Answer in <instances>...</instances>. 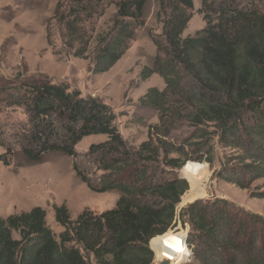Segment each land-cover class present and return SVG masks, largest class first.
Here are the masks:
<instances>
[{
  "label": "trees",
  "instance_id": "trees-1",
  "mask_svg": "<svg viewBox=\"0 0 264 264\" xmlns=\"http://www.w3.org/2000/svg\"><path fill=\"white\" fill-rule=\"evenodd\" d=\"M147 0H59L55 21L67 54L89 61L92 76L108 72L144 26ZM161 35L139 77L158 75L164 89L149 88L141 108L158 113L147 139L134 147L115 126L111 108L79 91L43 79L0 90V111L20 108L27 117L11 146L0 127L4 166L38 165L49 154L73 159L75 177L94 193L116 192L115 207L100 214L83 210L72 220L66 206L54 207L56 236L45 212L34 207L0 217V264H153L151 240L178 223L188 225L183 264H264V218L224 199L197 200L179 212L189 184L179 170L187 162L213 165L214 139L238 151L221 162L217 179L249 192L264 180V0H200L205 26L182 37L192 0H156ZM114 14L106 30L97 28L106 5ZM47 42L49 43L48 26ZM212 128L213 132H208ZM190 131L191 154L172 143L175 132ZM106 140L86 154L89 172L75 163V147L85 137ZM99 173V175H97ZM182 264V263H181Z\"/></svg>",
  "mask_w": 264,
  "mask_h": 264
},
{
  "label": "rangeland",
  "instance_id": "rangeland-1",
  "mask_svg": "<svg viewBox=\"0 0 264 264\" xmlns=\"http://www.w3.org/2000/svg\"><path fill=\"white\" fill-rule=\"evenodd\" d=\"M58 1L0 0V90L19 84L24 79H43L55 85H64L69 91H79L84 98H95L108 105L115 115V126L122 139L131 146H139L147 139L149 127L158 123V113L149 108H141L139 99L149 88L164 89L163 81L158 75H152L146 81H141L139 77L143 68L151 66L156 54L150 36L161 35V23L156 18V0H147L144 26L137 31L122 58L108 72L96 76L88 73V60L69 56L62 47L57 25L51 20ZM192 2L191 19L182 33L183 38L194 36L205 26L203 15L198 12L200 0ZM114 12L113 5H106L104 15L98 21L99 30L107 29ZM47 26L50 45L47 42ZM26 123L27 117L20 108L0 111L3 137L11 146ZM212 130L208 128V132H213ZM174 136L176 138L172 143H182L190 155V146L198 142L190 139V131H178ZM105 140L106 137L100 135L85 137L75 147V163L89 172L91 167L86 158L88 149L92 144ZM237 153L239 152L230 148H221L214 139L211 167L204 162H187L179 170V175L188 182L189 190L182 196L177 212L191 202L217 198L264 218V197L250 198L249 192L215 176L221 162L231 164V159ZM5 159L9 160V156L0 147L1 218L39 207L45 212L47 225L57 236L62 228L54 221L55 206H66L72 220L85 209L100 214L115 207L118 194L90 191L75 177L72 158L49 154L44 163L21 168H16L13 164L4 166L2 160ZM188 165L196 166L199 173L193 176L184 173ZM249 191L257 195L264 194V180L253 183ZM188 230V225L178 223L175 229L166 234L178 235L184 243ZM151 241L150 249L153 254L156 253L153 264H157L159 250H154ZM190 259L191 255L187 259L184 257L179 264L188 263Z\"/></svg>",
  "mask_w": 264,
  "mask_h": 264
},
{
  "label": "bare ground",
  "instance_id": "bare-ground-1",
  "mask_svg": "<svg viewBox=\"0 0 264 264\" xmlns=\"http://www.w3.org/2000/svg\"><path fill=\"white\" fill-rule=\"evenodd\" d=\"M184 173H188L193 176L199 173V169L196 166L188 165L185 168ZM151 245L154 247L155 251L159 250L157 260L162 258L170 261V264H179L184 259L186 251H179V249L184 248V245L181 237L178 235L166 234L162 237H157L151 241Z\"/></svg>",
  "mask_w": 264,
  "mask_h": 264
},
{
  "label": "water",
  "instance_id": "water-1",
  "mask_svg": "<svg viewBox=\"0 0 264 264\" xmlns=\"http://www.w3.org/2000/svg\"><path fill=\"white\" fill-rule=\"evenodd\" d=\"M157 264H170V261H168L167 259L160 258Z\"/></svg>",
  "mask_w": 264,
  "mask_h": 264
},
{
  "label": "built area",
  "instance_id": "built-area-1",
  "mask_svg": "<svg viewBox=\"0 0 264 264\" xmlns=\"http://www.w3.org/2000/svg\"><path fill=\"white\" fill-rule=\"evenodd\" d=\"M181 240H182V242H183V239H182V238H181ZM183 245H184V243H183ZM184 248H185V251H186L184 257L187 259V258L190 257V255H188V252H189V251H188V249H187V247H186L185 245H184ZM154 254H155V258H156V253L154 252Z\"/></svg>",
  "mask_w": 264,
  "mask_h": 264
},
{
  "label": "clouds",
  "instance_id": "clouds-1",
  "mask_svg": "<svg viewBox=\"0 0 264 264\" xmlns=\"http://www.w3.org/2000/svg\"><path fill=\"white\" fill-rule=\"evenodd\" d=\"M179 251H185L184 248L179 249ZM188 255H191L190 251L188 252Z\"/></svg>",
  "mask_w": 264,
  "mask_h": 264
},
{
  "label": "crops",
  "instance_id": "crops-1",
  "mask_svg": "<svg viewBox=\"0 0 264 264\" xmlns=\"http://www.w3.org/2000/svg\"><path fill=\"white\" fill-rule=\"evenodd\" d=\"M191 201H193V199H192V200H190V202H191ZM186 203H188V201H187Z\"/></svg>",
  "mask_w": 264,
  "mask_h": 264
}]
</instances>
